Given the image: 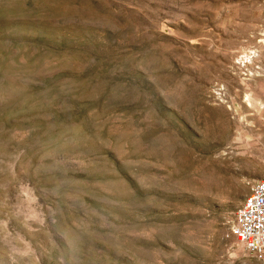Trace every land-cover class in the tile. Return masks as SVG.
Wrapping results in <instances>:
<instances>
[{
	"label": "rangeland",
	"instance_id": "1",
	"mask_svg": "<svg viewBox=\"0 0 264 264\" xmlns=\"http://www.w3.org/2000/svg\"><path fill=\"white\" fill-rule=\"evenodd\" d=\"M264 0H0V264H264Z\"/></svg>",
	"mask_w": 264,
	"mask_h": 264
},
{
	"label": "built area",
	"instance_id": "2",
	"mask_svg": "<svg viewBox=\"0 0 264 264\" xmlns=\"http://www.w3.org/2000/svg\"><path fill=\"white\" fill-rule=\"evenodd\" d=\"M231 233L250 253L264 261V180L252 186L237 209Z\"/></svg>",
	"mask_w": 264,
	"mask_h": 264
}]
</instances>
